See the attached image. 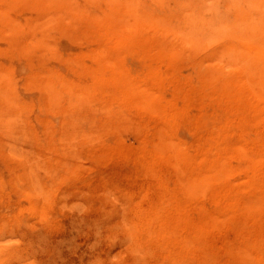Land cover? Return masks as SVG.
<instances>
[{
	"label": "rangeland",
	"instance_id": "obj_1",
	"mask_svg": "<svg viewBox=\"0 0 264 264\" xmlns=\"http://www.w3.org/2000/svg\"><path fill=\"white\" fill-rule=\"evenodd\" d=\"M69 1L0 0V264H264L262 5Z\"/></svg>",
	"mask_w": 264,
	"mask_h": 264
},
{
	"label": "bare ground",
	"instance_id": "obj_2",
	"mask_svg": "<svg viewBox=\"0 0 264 264\" xmlns=\"http://www.w3.org/2000/svg\"><path fill=\"white\" fill-rule=\"evenodd\" d=\"M126 2L124 3V0H111V2L113 3L112 4V6H110V10H111V13L110 14H113L115 11H117V10H119L120 8L122 9L123 8V6L124 5H128V3H127V1L128 0H125ZM150 1V0H149ZM158 1V0H157ZM189 1V0H188ZM247 1V0H246ZM254 2H258V3H260L262 6H261V8H262V11H264V0H263V2H262V0H253ZM70 2L71 1H69V0H66V2H61L62 4H64V5H68V4H70ZM139 2V1H138ZM187 2V1H186ZM249 2V1H248ZM72 3V2H71ZM56 4H58V3H56ZM111 4V3H110ZM120 4V6L118 7V5ZM247 4H249V3H247ZM59 5V4H58ZM72 5H73V3H72ZM72 5H71V7H72ZM180 5V4H179ZM236 5V4H235ZM242 5H243V3H242ZM251 5V4H250ZM68 6H70V5H68ZM129 6V5H128ZM254 6H256V4L254 5ZM70 7V10H72L73 8H71ZM169 7V6H168ZM130 8V7H129ZM163 8V7H162ZM252 8V7H251ZM261 8H259V9H261ZM250 9V8H249ZM253 9V8H252ZM251 9V10H252ZM168 11V10H167ZM257 11V10H256ZM255 11V12H256ZM254 12V13H255ZM258 12H260V11H258ZM251 13V12H250ZM244 14V13H243ZM245 14L247 15V12H245ZM257 14V13H256ZM255 14V15H256ZM260 14V13H259ZM211 15V14H210ZM224 15H225V13H224ZM245 15V16H246ZM258 15V14H257ZM263 15V14H262ZM259 18V17H258ZM246 19H248L247 18V16H246ZM254 20V19H253ZM257 20H260V19H257ZM236 21V20H235ZM248 21V23H249V19L247 20ZM262 21V19L260 20V22ZM246 21H244V23H245ZM257 22V21H256ZM251 23V22H250ZM246 24V23H245ZM253 24H254V22H253ZM256 24H258V22L256 23ZM263 24V23H262ZM262 24H259V27H260V25H262ZM250 25V24H249ZM241 26H243L242 25V23H241ZM248 26V25H247ZM250 26H252V25H250ZM262 26H264V25H262ZM261 26V27H262ZM244 27H245V25H244ZM254 27V26H253ZM260 27V28H261ZM255 28V27H254ZM256 28H258V27H256ZM255 28V29H256ZM238 29H240V28H238ZM248 29V28H247ZM246 28H245V30H247ZM262 29V28H261ZM257 30V29H256ZM260 30V29H259ZM258 30V31H259ZM188 31V30H187ZM241 31H242V29H241ZM252 31H253V29H252ZM264 30L262 29V32H263ZM244 32V31H243ZM255 32H257V31H255ZM247 33V32H246ZM249 33H250V31H249ZM255 34V33H254ZM232 39V38H231ZM262 39V38H261ZM263 40H264V37H263ZM241 41V40H240ZM264 43V42H263ZM263 43H261V45H263ZM260 46V45H259ZM258 48H260V47H258ZM258 48H256V49H258ZM263 48V47H262ZM264 50V49H263ZM239 51V50H238ZM260 51V50H259ZM260 52H262V51H260ZM264 52V51H263ZM257 53V52H256ZM260 54H262V53H260ZM264 54V53H263ZM257 56H259V55H257ZM262 57V59L264 58V55L263 56H261ZM260 57V58H261ZM256 59H258V58H256ZM264 60V59H263ZM264 66H262V68H263ZM261 70V69H260ZM263 70V69H262ZM262 73H264V72H262ZM259 75V74H258ZM54 79H55V77H54ZM49 82V81H48ZM52 81H50V83H51ZM55 82V81H54ZM59 82V81H58ZM49 84V83H48ZM50 85V84H49ZM52 86V85H51ZM68 86V85H67ZM54 87V86H53ZM62 88H63V86H62ZM65 88H66V86H65ZM68 89V87L66 88V90ZM72 89V88H71ZM65 90V91H66ZM69 90V89H68ZM73 90V89H72ZM64 91V94L66 95V92ZM74 91H75V89H74ZM68 92V91H67ZM69 92H71V90H69ZM68 92V93H69ZM60 93V92H59ZM74 93V92H73ZM59 94L58 93H56V94H53V95H51V97H53V102H55L56 100H58L59 99V96H58ZM68 95V94H67ZM66 95V96H67ZM70 95H71V93H70ZM64 95H63V92H62V97H63ZM60 97H61V95H60ZM68 98V97H67ZM67 98H65V99H67ZM69 99H70V96H69ZM74 99H75V93L73 94V99H71V101H72V103H75L76 101H74ZM80 99V98H79ZM67 101V100H66ZM74 101V102H73ZM79 103V102H78ZM53 104V103H52ZM68 104V103H67ZM75 105V104H74ZM53 106H54V104H53ZM56 106V105H55ZM57 108V107H56ZM67 108H68V105H67ZM254 108V107H253ZM73 110L75 109V107L74 108H72ZM67 110V109H66ZM65 110V111H66ZM62 111H64V109L62 110ZM69 111V112H68ZM72 111V110H71ZM73 112V111H72ZM72 112H70V110H67V117L69 118V120H67L66 118V122H64L65 124L63 125V129H62V133H61V138H62V140H64V142H66L67 144H71L72 142H73V140H74V136H75V119L74 118H72V117H70L72 114ZM75 113V112H74ZM73 113V114H74ZM65 114V113H64ZM71 114V115H70ZM70 115V116H69ZM14 121V120H13ZM12 121V119H8L7 120V126L10 128L12 125H14L15 124V122H13ZM11 128H13V127H11ZM36 167H38V166H36ZM138 213V212H137ZM106 223H108V222H106Z\"/></svg>",
	"mask_w": 264,
	"mask_h": 264
}]
</instances>
